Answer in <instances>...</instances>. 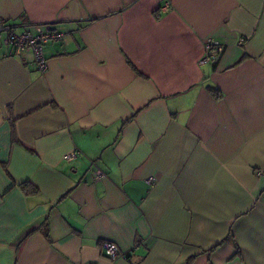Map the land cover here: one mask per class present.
<instances>
[{"label": "crops", "instance_id": "crops-1", "mask_svg": "<svg viewBox=\"0 0 264 264\" xmlns=\"http://www.w3.org/2000/svg\"><path fill=\"white\" fill-rule=\"evenodd\" d=\"M49 23L44 74L0 34V264H264V0H0Z\"/></svg>", "mask_w": 264, "mask_h": 264}, {"label": "built area", "instance_id": "built-area-1", "mask_svg": "<svg viewBox=\"0 0 264 264\" xmlns=\"http://www.w3.org/2000/svg\"><path fill=\"white\" fill-rule=\"evenodd\" d=\"M4 33V43L12 48L13 54L21 55L29 52L33 64L38 72L44 74L48 69L47 57L44 53L45 45L52 41L60 40L63 33L52 24H39L31 29L17 32L12 26L0 25V34ZM242 40V39H241ZM223 43L214 37H207L203 41V53L199 60L200 64L215 63L223 51ZM79 154L78 150L65 153L63 158L67 161L74 160ZM103 173L99 170L94 172V178L100 179ZM104 256L114 258L121 255L117 245L110 241L101 243Z\"/></svg>", "mask_w": 264, "mask_h": 264}]
</instances>
